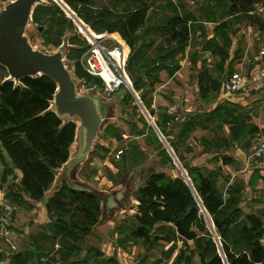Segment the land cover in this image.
Instances as JSON below:
<instances>
[{
  "label": "trees",
  "instance_id": "trees-1",
  "mask_svg": "<svg viewBox=\"0 0 264 264\" xmlns=\"http://www.w3.org/2000/svg\"><path fill=\"white\" fill-rule=\"evenodd\" d=\"M7 1L10 0H0ZM260 1L214 0L205 18H193L190 13L179 16L172 10L173 16H167L161 21L164 24L162 30L157 27L153 29L163 34L165 46L160 47L155 57H152L148 51L153 47V41L149 39L147 44L143 42L150 34V28L145 26L151 19L148 15L149 8L145 5L139 3L138 7L113 16L114 12L109 10L94 13L90 9L94 0H62L70 13L74 15L77 12L76 17H82L86 24L91 23L95 28H103L121 42L123 60L127 62L132 80L131 88H138L143 77L150 78L153 75L155 82L158 79L155 74L158 72L167 71L168 75L172 76L179 69L174 57L183 53L186 47L189 35L188 21L194 19L216 22L217 19H224L233 14L247 15ZM31 19L32 23L37 24L38 31L40 28L45 44L57 43L64 31L71 28V24L56 8L38 5L34 8ZM44 25L47 26L46 29L42 28ZM217 27L224 29L226 23L222 22ZM207 44V48L219 58V63L215 66V78L205 71L200 72L198 85L201 98H205L209 91L220 92L223 74L232 72L223 49L216 45L214 39L209 40ZM75 53L80 54V51ZM227 62L225 70L224 65ZM74 67L80 69L77 60ZM74 72L77 74L78 70ZM84 75L92 85L97 83L86 73ZM205 82L207 84L203 86ZM55 91L54 82L44 76L21 79L19 85L7 80L0 83V158L3 163L0 179L4 183L6 177L11 176L14 181L6 197L16 206H25L26 209H33L36 204L44 202L46 216L53 219L47 226V233L41 232L42 234H34L31 237V245L34 248L32 251L13 254L8 263L4 262L7 259L0 251V264H87L90 258L89 250L83 260L74 261L82 251V239L99 221L101 203L98 195L75 191L69 184L62 183L47 201L44 200L45 193L53 184L55 171L69 159L70 147L76 135L74 122L63 121L50 110ZM129 98V94L125 93L121 101L126 104ZM237 109L235 105L223 103L205 116L204 123L216 122L214 126L218 131L223 124L230 125L227 139H222L221 142L213 141V148L228 149L230 143L237 142L242 143L245 150L249 145L247 139L259 132L255 125L244 124L243 115L241 120L238 115L233 116ZM149 116H154L153 110H149ZM171 119L164 111L158 114L157 127L165 138V125ZM199 121L198 115L188 118L176 142H169L178 161L183 163L187 181L184 177L171 179L163 173L150 175L145 185L139 187L134 194L139 202L138 214L129 227H117V242L122 247L129 241H141L143 245L151 247L157 241H192L194 249L190 252V257L187 258L180 252L172 264H182L184 261L189 264L195 254L200 264H264V246L261 243L264 228L261 220L237 207L242 186L233 190L230 188L227 192L228 199L224 200L222 192L217 189L219 169L202 171L185 163V159L177 155V148L185 144L190 133L199 125ZM106 130H109L108 126ZM186 150L189 148L186 147ZM2 152L8 163L4 160ZM222 163L227 165L231 161L223 159ZM15 171L20 172L18 184L16 180L19 177ZM198 202L210 219L209 226L213 228L219 245L213 240L211 232L207 230L202 216L198 213ZM158 224L161 225L155 227ZM195 228L197 233L193 230ZM152 229L153 232L149 233ZM43 240H57L58 250L50 252L51 255L47 256L49 251L44 250L40 244ZM219 250L222 251V257ZM94 253L101 256L97 251ZM70 260L72 262L68 263ZM107 262L115 264L111 259Z\"/></svg>",
  "mask_w": 264,
  "mask_h": 264
},
{
  "label": "rangeland",
  "instance_id": "rangeland-1",
  "mask_svg": "<svg viewBox=\"0 0 264 264\" xmlns=\"http://www.w3.org/2000/svg\"><path fill=\"white\" fill-rule=\"evenodd\" d=\"M10 1L0 2V10H2ZM133 1L137 2L132 3ZM139 3L149 8L148 15L151 19L148 20L145 28H150V34L143 40V42L147 44V41L149 39L150 41H153V47L148 52L149 55L155 57V55L157 54V50L160 47L165 46L163 34L161 32L153 31L155 27L160 28V30H162L164 24H162L161 21L163 20V18L167 16H173L172 10L175 13L177 12L179 16H183V14L185 13H190L191 17L194 15L200 17L199 15H197L200 13L201 18H205L214 3V0H94V3L92 4V6H90V9L94 11V13L109 10L111 13L114 12V16L115 14L121 15L124 10H132L134 7H138ZM40 6H45L50 9L56 8L59 12H61L66 21L71 24V28L69 27L64 31L63 35L57 43L45 44L41 32L37 30V24L32 23L31 19L25 30V35L27 36L30 45L34 50L41 51L46 54H53L59 51V49H61L63 51V62L66 68L69 70L73 81L78 86V95L92 96L97 99L103 107L102 117L104 121L101 124L100 130L93 143L92 149L83 158L79 157V154L83 147L82 132L79 126V121L77 119L71 120L76 125V132L78 135L73 143V146H71L70 148L69 157L82 158L81 160L73 163L76 167H82L81 173L79 171L78 174L74 175H76L77 178H79L80 174L82 173L86 176L88 174H92L93 176H95L96 174V176H98L96 179L97 181L95 179L87 180V183L85 182V185L82 187L89 189L92 193H95L91 190V188L95 185V187L99 189L100 186V189L103 190L102 194H95L98 195L102 207H104L106 195L114 196V193L117 191L118 193L123 192L122 194L124 196V199L121 202H117V207L119 204V208H127L130 206L131 200H135L136 202H138L134 196L135 191L138 187H142L145 185L146 180L150 175L156 173H164L167 177L171 179H174L176 176L183 177L182 172L178 168V165L182 167L183 163L180 164L177 156L173 152V149L168 144L169 142L167 141V139L161 133V135L159 136L156 132V129L159 131L157 127L159 121L156 122L154 117H151V119H153L154 121L152 124L148 119V117H150V105L153 104H151V101L154 98V94H158V89H156L158 87V79L154 82V77L152 78L153 75L150 78L143 77L140 84H138V88H133L132 86L131 92H126L130 96V98L126 100V104H124L120 100V94L124 92L122 90H120L117 94L110 96L103 94L101 90H91L92 83L84 75L85 72L80 67L78 61L80 56L84 53L87 48V40L85 34L86 31L92 34L93 36L107 34L113 37L120 45L121 42L113 35H110L103 28H95L91 25V23L86 24L83 21L82 17H76V15L78 14L77 12H75L74 15L70 13L63 4L62 0H42ZM77 8H79V6H77ZM44 17L45 15L43 16V18ZM74 18L78 19L74 20ZM112 19L113 17L111 16L110 20ZM221 20L223 19H217L216 22H219ZM247 21V17H243L238 21V23H240V25H247ZM42 28L46 29L47 26L44 25V27ZM84 29H86V31ZM233 30L234 29H232L234 38V36H236L239 30ZM77 50L80 51V54L75 53V51ZM251 53L252 56H250V52L247 53V56L249 57L248 61L250 62V64L251 61L255 59V56L258 55V53H255L254 51H252ZM182 54L183 53H179L174 58H178L179 55ZM76 60L80 69L74 67ZM178 60L174 59V61L176 62ZM254 62L255 61L252 62L253 65H255ZM245 63L243 65L244 68L247 67ZM124 66L125 75L129 79H131L128 72L127 62L124 63ZM77 70L78 73L76 74L74 71ZM155 76L156 78H158L159 72L155 74ZM7 79L8 74L6 70L4 68H0V83L6 81ZM15 85H19V83ZM170 101L172 102V100H169V104H166L165 107H157L154 109L153 112L158 115L161 111H166L168 106H171ZM50 110H53L52 103L50 106ZM262 113L264 114L263 109ZM106 117L107 119L110 117H113L114 119L113 121H110L113 123L108 126L109 130L105 131L104 124L107 122ZM168 117L171 118L170 116ZM63 121H66V119H63ZM262 121L264 122V115L262 116ZM101 137L110 138V143H113L112 148L111 146H100L99 142ZM263 137L264 133L262 136L260 132H257L254 136H252V138L247 139L249 145L247 148H245L243 152V155L245 153V158L247 157L251 146L257 141V139ZM162 138L167 142L169 149L164 146ZM185 147L187 146L184 145L181 148L180 146L177 148L176 151L178 156L183 157L181 153H183L182 151H187ZM118 151H121L122 153L121 155H119V158H115V153ZM2 154V156L4 157L5 154L3 152ZM95 159H99L104 162V164L99 169V172H97V169H94V167L89 165L90 163H93V161L95 162ZM184 159L187 160V158ZM4 160L7 161L5 157ZM2 164V159L0 158V175L3 171ZM248 167L250 168L252 173L250 174V178L247 182H243L244 176L241 174L238 178L239 183H233L232 185L227 186V184H225L223 181L218 180L217 189L222 192L224 200H227V192L230 190V188H232L233 190L235 189V187L238 188L239 186H242L240 187L242 188V190L239 194L240 198L239 202L237 203V207L244 213L253 214L260 218L264 228V177H262L263 175L261 174L259 175L258 171H256L255 169L253 170L252 166ZM182 169L185 172L183 167ZM186 176L187 175L185 172V180L187 178ZM73 181L67 178L66 182L64 183L74 184L70 183ZM13 182L14 181L11 176L6 177L4 183H2L0 179V196H3V198L7 199L6 196L8 195V192L10 191V185ZM95 183L99 184V186ZM88 185L91 186V188ZM8 202L11 203L15 210L13 212L11 220L8 221L9 225L3 224L2 226H0V251L2 252L3 256L7 259L4 261L5 263H8L10 256L13 254H25V252L32 251L34 248L31 245V237L34 234H42L41 232H43V234L47 233V226L50 224V222L53 221L52 218H48L46 215H40V220L42 221L34 225L33 220L37 218V213H31L29 209H26L25 206H16V204L11 202L10 200H8ZM126 203H128L129 205H125ZM41 204L45 203L43 202ZM198 206V213L200 216H202L207 230L211 232L213 240L219 245L218 238L213 228L210 227L211 222L208 215L206 214L205 210L199 202ZM138 208L139 202L136 206L135 216L136 214H138ZM102 209L104 212V208ZM129 214L131 215L132 213ZM130 215L124 214L123 216L126 218H131L133 215L131 217ZM125 221L126 219H122L121 225H126V227H129V224L132 221L127 223ZM160 225L161 224H158L155 227ZM32 226L33 228H31ZM193 230H196L195 232L197 233L196 228ZM152 232L153 229L149 233ZM171 242L173 243L169 249H167V245L169 244L165 243L163 245L162 243H154L153 245L155 246L152 247V245L150 247L148 245H143L141 241H137L135 243L132 242L134 244H137L134 246V262L141 261L140 264H167L169 260L173 258V255L170 256V258L168 257L173 249H176L173 254H175L176 252L179 253L183 251L185 257H190V252L194 249V243L192 241L184 242L183 240L178 239ZM261 243L264 246V238L261 240ZM40 244L43 246L44 250L49 251L47 253V256L51 255L50 252H55L59 248L57 240L56 242L43 240V242H41ZM128 247L129 251L130 249H133V245H128ZM219 252H221L222 254L221 250H219ZM142 257L144 258L142 259ZM43 260L45 261L46 259ZM87 264H91V260H89ZM182 264L188 263L184 261L182 262ZM189 264H200L199 258L196 254L192 257Z\"/></svg>",
  "mask_w": 264,
  "mask_h": 264
},
{
  "label": "crops",
  "instance_id": "crops-1",
  "mask_svg": "<svg viewBox=\"0 0 264 264\" xmlns=\"http://www.w3.org/2000/svg\"><path fill=\"white\" fill-rule=\"evenodd\" d=\"M197 15L201 18L200 13ZM195 16L196 15H194L193 18ZM243 17H247V25H240V23H238ZM250 18H252V21H250ZM222 22L226 23L224 29L217 27ZM187 26L189 29V35L186 47L183 54L179 55L178 58H175L177 60L179 59L177 61L179 69L172 76H169L167 71H161L159 73L158 87L156 88L158 89V94H154V98L151 101V104H153L150 105V109L154 111L157 107H165L166 104H169V100H172V102L170 101L171 105L177 107L178 119H171V121L165 125L166 139L170 143L176 142L178 134L188 118L195 115L200 116L199 125L190 133L184 144L189 150L182 151L183 153H181L183 158H187L185 163H189V165L195 166L202 171L219 169L220 176L218 180L223 181L227 186L232 185L233 183H239L238 178L241 174L244 176L243 182H247L252 171L245 162L246 159L244 156L245 153L243 155L244 149L242 148V143L232 142L228 149L223 150H217L212 147L213 141L221 142L222 139H227L230 125L223 124L220 131H218L217 127L214 126L217 124L216 122L213 124L208 122L206 124L204 123V118L217 106H220L223 103L235 105L238 109L233 116L238 115L239 120H241V116L243 115L245 117L244 124L255 125L263 136L264 122L262 121V116L264 114L262 113V109L264 110V82L258 79H253L251 77V72L256 69L264 70V0H261L255 5L253 11L249 12L246 16L239 13L233 14L232 16L225 17L219 22L194 21L193 19L188 21ZM232 29L239 30L234 38ZM211 39H214L216 45L221 47L227 55L232 71L231 73L240 72L241 75H243L242 90L239 93H225L222 90L218 93L209 91L205 98L200 97L198 85V76L200 72L205 71L208 75L215 78V66L219 63V58L207 48V42ZM252 51L258 53V55L255 56V59L252 60L250 64L247 53L250 52V56H252ZM253 61H255V65L252 64ZM228 62L224 65L225 70L228 66ZM244 63L247 65L246 68L243 67ZM206 84V82L203 83V86H206ZM123 97L124 95L121 93L120 100ZM164 112L166 111L164 110ZM153 117L156 121L158 120V115L155 112ZM113 119V117L107 119V122L104 124V129L113 123L110 122L113 121ZM151 121L154 122L153 119H151ZM77 135L76 132L75 139L77 138ZM110 141V138L101 137L99 145L103 147L111 146L112 148L113 143H110ZM184 145H180V148ZM223 159L230 160L231 163L224 165L222 163ZM74 160L75 158L69 157L67 162L55 171L56 176L52 186L47 193H45V201H47L51 195L59 189L62 183L66 182L67 178L72 181L74 180L70 183L81 186H84V183H87V180L97 179L98 176H96V174L95 176L92 174L86 176L83 173L77 178L74 174H78L79 171L81 173L82 167L77 166V168L73 164ZM95 160V162L93 161V163H90L89 165L94 167V169H97V172H99V169L104 162L99 159ZM15 173L16 176L20 178V172L15 171ZM258 173L260 175L259 171ZM178 177L179 176H176L175 178ZM262 177H264V174ZM96 185L99 186V184ZM89 187L91 188V186ZM91 190L95 193L101 194L103 191L100 189V186L98 189L95 185ZM117 193L118 191L114 193V196ZM110 196L111 195H106V198ZM137 204L138 202L135 200H131L129 206L131 208H119L118 204L116 209L110 211L108 217L106 216L105 211L103 212L102 208L104 207L101 206L99 221L91 229L90 233L82 239V251L79 257L74 261L83 260L86 253L90 250L91 254L89 260H91V264H109L107 262L109 259L114 260L115 264H140L141 261L134 262V246L137 244L129 241L121 247L117 242L119 236L116 231L117 227L121 225L122 219H126V223L131 222L132 219H134ZM41 205L43 207L44 204L39 203L36 204L33 209H29L31 213L38 214V219L36 218L37 220H33L34 225L42 221L40 220V215H46L45 209L44 207L42 208ZM125 205L129 204L126 203ZM129 213L132 214L130 215ZM124 214L130 215V217L133 216L131 218H126L123 216ZM33 226L31 228H33ZM156 243H162V245L164 243L169 244L167 245V249H169L173 242L157 241ZM128 245H133V249H130L129 251ZM154 246L155 245L152 247ZM175 250L176 249H173L168 256L170 258V256L173 255V258H171L167 264H172L174 258L179 255L180 252L173 254ZM95 251L99 252L101 256L95 255ZM144 257H142V259ZM71 262L72 260L68 263Z\"/></svg>",
  "mask_w": 264,
  "mask_h": 264
},
{
  "label": "water",
  "instance_id": "water-1",
  "mask_svg": "<svg viewBox=\"0 0 264 264\" xmlns=\"http://www.w3.org/2000/svg\"><path fill=\"white\" fill-rule=\"evenodd\" d=\"M42 0H11L0 10V67L8 74L7 81L18 84L24 78L47 77L56 85L53 95L52 107L55 115L61 120L72 122L79 121L82 132L83 147L79 157H84L92 149L103 121V107L100 102L92 96L78 95L77 84L73 81L69 70L63 62V51L59 49L56 53L46 54L34 50L29 43L25 30L34 8L40 5ZM39 31H41L39 29ZM259 63V62H258ZM223 74V79L226 77ZM126 92H122L125 95ZM149 121L151 118L148 117ZM157 134L160 132L156 129ZM164 146L169 149L167 142L162 138ZM82 158H75L73 162ZM183 177L185 172L178 165ZM187 180V179H186ZM20 178L16 180L18 184ZM72 190L91 193L82 186L69 184ZM121 192L105 198L104 210L108 217L111 210L117 208V202L122 201ZM222 257V254H221Z\"/></svg>",
  "mask_w": 264,
  "mask_h": 264
},
{
  "label": "built area",
  "instance_id": "built-area-1",
  "mask_svg": "<svg viewBox=\"0 0 264 264\" xmlns=\"http://www.w3.org/2000/svg\"><path fill=\"white\" fill-rule=\"evenodd\" d=\"M74 20H77L74 18ZM86 31V29H84ZM87 48L79 58V65L82 70L97 83L92 85L91 90H101L105 95L117 94L120 90L131 92V79L125 75L122 46L111 36L101 34L93 36L86 31ZM89 38V40H88ZM69 52V51H68ZM253 79L264 82V70H253ZM243 75L240 72H233L226 75L222 81V91L236 94L242 90ZM167 115L172 119H178L177 107L171 105L166 110ZM121 151L115 153L119 158ZM248 166L264 174V137L258 138L251 146L245 158ZM15 208L7 199L0 196V226L9 225Z\"/></svg>",
  "mask_w": 264,
  "mask_h": 264
},
{
  "label": "bare ground",
  "instance_id": "bare-ground-1",
  "mask_svg": "<svg viewBox=\"0 0 264 264\" xmlns=\"http://www.w3.org/2000/svg\"><path fill=\"white\" fill-rule=\"evenodd\" d=\"M72 146H73V144H72Z\"/></svg>",
  "mask_w": 264,
  "mask_h": 264
}]
</instances>
